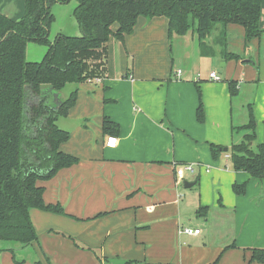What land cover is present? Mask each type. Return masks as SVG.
<instances>
[{"label":"crops","instance_id":"crops-1","mask_svg":"<svg viewBox=\"0 0 264 264\" xmlns=\"http://www.w3.org/2000/svg\"><path fill=\"white\" fill-rule=\"evenodd\" d=\"M68 5L73 18L77 3ZM25 10L26 0H0V15L9 20L20 21ZM61 13L78 35L77 20H70L68 10ZM223 30L218 25L204 46L194 27L170 37L167 18L141 16L132 34L109 41L106 78L73 84L77 102L57 121L71 136L61 150L79 163L39 182L45 202L62 205L67 215L32 209L38 243L0 244V264H260L249 263L251 252L244 249H264V227L249 224L237 237L236 221L264 222V180L235 172L229 154L214 158L212 146L228 148L241 141L243 133L233 128L247 124L249 104L257 128L264 126V34L247 42L241 26L228 25L226 37ZM47 52L39 50L38 56L44 59ZM228 53L241 59H227ZM213 72L220 81L210 79ZM230 81L238 84V98L231 96ZM68 96L62 91L59 98ZM240 97L238 120L234 102ZM105 118L116 124L114 134L104 131ZM110 136L119 139L116 148L106 147ZM189 165L194 173L186 169ZM186 183L195 184L186 188ZM242 183L248 184L246 194L237 195L234 186ZM255 185L263 188L260 205L255 196L260 217L251 209ZM241 209L247 211L242 218ZM213 214L218 224L237 226V234L228 241L220 236L222 243L216 244ZM185 228L201 233L187 235ZM231 245L237 248L226 249Z\"/></svg>","mask_w":264,"mask_h":264},{"label":"trees","instance_id":"trees-1","mask_svg":"<svg viewBox=\"0 0 264 264\" xmlns=\"http://www.w3.org/2000/svg\"><path fill=\"white\" fill-rule=\"evenodd\" d=\"M71 1L77 3L74 17L81 36L59 34L51 41L56 20L52 9ZM141 16L167 18L170 37L185 35L194 27L204 46L218 25L223 26L224 37L228 25L241 26L247 42L264 34L261 0H26L25 15L20 21L0 15V241L22 247L38 243L32 209L67 215L62 205L45 202V189L39 184L79 163L76 156L61 150L71 136L57 125L58 119L67 117L75 106L78 91L66 99H60V93L69 84L106 78L109 41H122L132 34ZM29 43L48 48L41 62L27 61ZM227 59L239 61L241 57L228 53ZM229 84L232 98L237 97V82ZM198 120L204 121L202 105ZM247 120L246 125L233 128L236 134L243 133L241 141L228 148L213 145L212 155L218 158L227 149L235 172L264 180V142L254 149L257 120L251 104L247 106ZM114 125L105 118L103 129H112L114 134ZM246 186L235 185L234 192L243 195ZM200 210L208 213L209 207ZM64 235L77 246L92 250ZM230 248L237 246L226 249ZM244 250L251 252L249 263L264 264V249ZM9 251L14 254V249ZM1 254L2 250L0 258ZM99 260L105 262L103 256Z\"/></svg>","mask_w":264,"mask_h":264},{"label":"rangeland","instance_id":"rangeland-1","mask_svg":"<svg viewBox=\"0 0 264 264\" xmlns=\"http://www.w3.org/2000/svg\"><path fill=\"white\" fill-rule=\"evenodd\" d=\"M64 10H68L69 11L68 16L70 18L71 17L70 15L72 13V6L71 5H68V4H66V5L57 4L52 9V13L55 14V16H56V20H55L56 22L53 25V27L51 29V34H50V39L52 41L57 37V35L59 33L64 34L66 36H71V37L75 36L73 30L70 31L71 28L69 26H70L71 23L69 22L70 24L68 23V27H67V17L63 13H61V11H64ZM70 20H73V22H74L75 18L74 17L73 18H70ZM80 36H81V32L78 35H76L75 37H80ZM30 44H33V43H30ZM32 48H31V50L29 52V55H26L27 61L28 62H41L43 59L40 58V55L38 56L39 50H47V48L45 46H41V45H38V44H35V43L33 44V47ZM35 50L37 51L36 54L34 53ZM42 52L43 51H41V53ZM222 64L223 63H221L220 66ZM72 91H74V85L73 84H69L63 90V93L68 96V95L71 94ZM237 98H238V96H237ZM241 102H242V98L241 97L239 99L235 100V102H234V105L237 108L236 109V112H235V115L238 117V120L242 119V113L240 111V103ZM243 113L245 115L246 112L243 111ZM238 120L236 119L237 122H238ZM262 142H264V126L261 129H258L257 128V140L253 144L254 149L257 150V145L260 144V143H262ZM228 162H230V159H228ZM228 165H229V163H228ZM244 184L245 183H242V185H244ZM247 189H248V184L246 186V190ZM252 191L253 192H250V196H252V195H254V196L251 198V200H253L252 201V204H251V207H252L251 209L252 210H255V212H257V215L260 217V215H259L260 208H256V206H255V201H256L255 196L256 197L259 196V198L257 199V204L260 205V203L263 200V188L261 186H256V187L253 188ZM246 213H247L246 210L243 211L241 209L240 210L239 217L242 218L243 216L246 215ZM216 218H217V215L216 214H213L212 215V220L210 221V223H212V226L210 228V229H212L211 230V233L216 235V239H215L216 244H221L222 243V242H219L218 241L221 238L220 236H223V239L225 241H228V240H230L228 238V236H230V234L233 235V236L236 235L237 234V226H238V234H237V237H241L240 235H241V232L244 229L243 227H246L249 224H257L261 228L264 227L263 219H258V218L250 219L248 222L243 221L242 220L243 218H242L241 220H239V222L236 221L237 222V226H234L233 225L232 228L229 227V226H227L229 223H220V224H218L216 222V220H215ZM202 226L203 225L200 224V227H202ZM212 241H214V239H212ZM7 243L8 242H2V241H0V244H7ZM8 244H10V243H8Z\"/></svg>","mask_w":264,"mask_h":264},{"label":"built area","instance_id":"built-area-1","mask_svg":"<svg viewBox=\"0 0 264 264\" xmlns=\"http://www.w3.org/2000/svg\"><path fill=\"white\" fill-rule=\"evenodd\" d=\"M181 73H182L181 71H178L177 75L180 76ZM210 79L213 81H220L221 80L217 76V74L214 72L210 74ZM95 82H101V79H96ZM118 144H119V139L116 136H110L107 139L106 147L107 148H116ZM186 169L191 173L195 172L194 166H192V165L186 166ZM182 233L187 234V235H199L201 233V231L200 230H194L191 228H185L184 230H182Z\"/></svg>","mask_w":264,"mask_h":264},{"label":"water","instance_id":"water-1","mask_svg":"<svg viewBox=\"0 0 264 264\" xmlns=\"http://www.w3.org/2000/svg\"><path fill=\"white\" fill-rule=\"evenodd\" d=\"M225 152H227V149L224 150ZM195 183H186L185 187L186 188H192L194 186Z\"/></svg>","mask_w":264,"mask_h":264},{"label":"flooded vegetation","instance_id":"flooded-vegetation-1","mask_svg":"<svg viewBox=\"0 0 264 264\" xmlns=\"http://www.w3.org/2000/svg\"><path fill=\"white\" fill-rule=\"evenodd\" d=\"M61 5H64V4H61ZM51 40V39H50ZM52 41V40H51Z\"/></svg>","mask_w":264,"mask_h":264}]
</instances>
